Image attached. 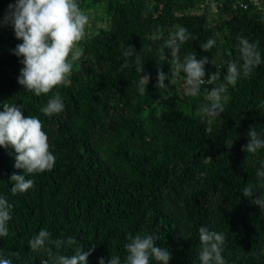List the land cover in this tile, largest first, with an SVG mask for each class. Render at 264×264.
Returning <instances> with one entry per match:
<instances>
[{"label":"trees","instance_id":"obj_1","mask_svg":"<svg viewBox=\"0 0 264 264\" xmlns=\"http://www.w3.org/2000/svg\"><path fill=\"white\" fill-rule=\"evenodd\" d=\"M100 0H78L86 13ZM103 1V0H101ZM106 19L78 44L83 55L73 63L67 82L36 96L18 83L22 59L11 25H3L9 4L0 0V110L22 105L24 116L38 117L56 157L51 170L27 178L26 193H11L15 152L0 147V196L13 205L9 235L0 238L5 255L16 252L13 264H41L29 240L41 229L51 239L73 237L85 250L95 248L88 264H105L112 255L126 256L128 236L156 234L157 246L172 253L169 264H200L199 228L222 232L225 264H264V210L254 203L264 196V149L247 154L251 127L264 135V63L248 78L226 82L230 61H240L238 36L259 42L264 60V0H105ZM156 26L162 31L157 32ZM177 26L191 38L178 54L197 59L215 57L205 66V80L196 97L184 93L185 74L178 72L158 89V71L167 75L171 49L164 42ZM209 38L216 44L205 52ZM134 47L150 81L144 95L133 55L127 67L123 51ZM226 85L224 111L207 118L201 109L206 93ZM59 93L64 110L52 116L41 109ZM159 113V115H157ZM253 187L252 198L243 188ZM53 247V252L57 250ZM61 254L73 249L62 247ZM151 264H157L151 261Z\"/></svg>","mask_w":264,"mask_h":264},{"label":"clouds","instance_id":"obj_2","mask_svg":"<svg viewBox=\"0 0 264 264\" xmlns=\"http://www.w3.org/2000/svg\"><path fill=\"white\" fill-rule=\"evenodd\" d=\"M89 15L81 9L78 0H16L9 4L8 14L3 18L2 24L11 25L15 36L22 43L14 49V54L23 57L21 74L18 83L27 91L36 96L50 93L54 88L67 82L72 72L73 63L79 61L83 55L77 45L86 36V26L89 24ZM156 31L161 32L160 26ZM191 34L183 26H177L176 30L169 34L164 42V48L171 49L172 63L170 73L158 71V89H165V80H171L178 72L185 74L184 93L196 97L202 84H213L219 78V72L210 74L205 80V66L209 63L215 65V57L197 59L193 52L184 56L179 61L178 54L180 44L188 41ZM240 61H230L227 67L225 80L229 84H235L241 76L248 78L253 69L264 63L261 52L258 50L259 42H250L243 36H238ZM216 44L215 38H209L200 47L205 51H211ZM135 55L136 71L141 73L137 83L140 95H144L150 81V75L144 74V68L140 67V60L134 47H127L123 51L126 58L123 67H127L130 58ZM226 94V85L221 83L206 93L209 101L202 109L207 118H216L224 111L223 99ZM63 98L57 92L49 98L46 106L41 111L48 116L59 114L64 110ZM264 107V102L261 103ZM23 106L18 104H3L0 110V147H11L15 152V168L23 170V174H13L10 180L13 195L26 193L34 185V180L27 178L36 173L51 170L56 157L50 150L49 138L44 131L43 123L38 117L24 116ZM159 115V113H157ZM248 143L243 147L247 154H256L264 149V135L255 127L247 132ZM258 178L264 179V164L257 170ZM243 195L249 198L254 196L253 187L247 185L242 190ZM254 203L264 210V196L255 197ZM13 205L6 197L0 196V238L9 235L8 222L12 219ZM201 248L199 251L200 264H225L222 256L225 245V235L222 232L209 230L206 226L199 228ZM159 236L156 234L129 235L128 242L124 245L126 256L122 259L119 255H112L107 264H169L172 253L168 248L157 246ZM30 250L34 253L45 252L46 259H41V264H88V257L95 248L85 250V247L77 246L73 237L65 239H51V233L47 229H41L28 242ZM57 250L53 252V247ZM62 247L73 249L71 255L60 253ZM16 252L5 253L0 250V264H13L12 257ZM99 264H105L104 258L99 259Z\"/></svg>","mask_w":264,"mask_h":264},{"label":"rangeland","instance_id":"obj_3","mask_svg":"<svg viewBox=\"0 0 264 264\" xmlns=\"http://www.w3.org/2000/svg\"><path fill=\"white\" fill-rule=\"evenodd\" d=\"M106 1H99L96 7L93 8L91 12H88L89 15V24L86 26V30L88 34L92 33L93 28H98L103 24V21L106 19V11H105ZM78 47V45H77ZM79 48V47H78Z\"/></svg>","mask_w":264,"mask_h":264}]
</instances>
